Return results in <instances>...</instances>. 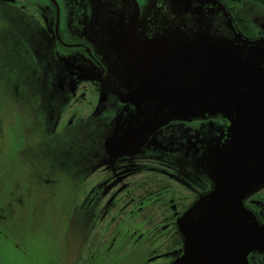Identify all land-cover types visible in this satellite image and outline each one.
I'll use <instances>...</instances> for the list:
<instances>
[{
    "label": "flooded vegetation",
    "instance_id": "1",
    "mask_svg": "<svg viewBox=\"0 0 264 264\" xmlns=\"http://www.w3.org/2000/svg\"><path fill=\"white\" fill-rule=\"evenodd\" d=\"M135 1L143 33L101 38L100 28H118L92 16L120 19L110 14L133 8L131 1L0 0L1 237L14 230L11 221L28 206L26 198L50 183L49 172L63 167L69 146L82 162L76 204L93 224L91 259L100 254L105 263L118 262L141 240L151 248L148 262L174 264L183 256L186 241L177 223L214 190L220 164L213 154L226 142L230 123L207 114L161 126L155 121L152 107L166 95L156 89L162 91L166 77L165 66L154 64L168 44L152 35L159 21L145 10L162 12L163 5ZM242 1L223 3L229 16L217 12L214 35L264 39V19L238 16ZM253 182L259 186L242 204L264 227V179ZM11 242L21 256L20 241ZM246 261L264 264V253H249Z\"/></svg>",
    "mask_w": 264,
    "mask_h": 264
},
{
    "label": "water",
    "instance_id": "2",
    "mask_svg": "<svg viewBox=\"0 0 264 264\" xmlns=\"http://www.w3.org/2000/svg\"><path fill=\"white\" fill-rule=\"evenodd\" d=\"M129 1L133 8L121 6L110 14L126 12V18L106 17L104 23L111 21L116 33L100 28L101 38L143 33L137 2ZM162 5V10L170 9L172 23L169 34L158 41L168 44L160 52L162 60L154 64L165 66L161 73L166 77L162 91L156 89L166 95L164 103L152 107L155 121L161 126L207 114L230 123L226 142L213 154L220 164L214 190L194 202L177 223L186 244L174 264H247L249 253H264V227L242 204L259 186L253 181L264 179V39L245 41L238 34L231 41L214 35L217 12L229 16L219 0H162ZM176 21H181L185 36L175 34Z\"/></svg>",
    "mask_w": 264,
    "mask_h": 264
},
{
    "label": "rangeland",
    "instance_id": "3",
    "mask_svg": "<svg viewBox=\"0 0 264 264\" xmlns=\"http://www.w3.org/2000/svg\"><path fill=\"white\" fill-rule=\"evenodd\" d=\"M242 2L244 3L238 9L240 12L238 16L250 21H263L264 3H256L251 0ZM169 12L170 9H163L161 12L154 6L145 10L148 17L154 16L159 21L157 25L153 26L152 35L164 38L169 34L166 33L169 29V22L172 23V16L168 15ZM113 16L126 18L127 13L116 12ZM95 18L103 23L106 22L105 15L96 14ZM177 21L174 23V27L179 32L175 34L185 36L187 31H184L181 21ZM66 148L69 156L61 160L60 164L63 167H60V170L49 172L47 179L50 183H45L43 188L38 190L37 195L26 198L28 206L23 209L20 215H16L13 222L11 221L14 230L9 232L7 238L0 236L2 243L0 251L2 262L0 264H14V261L16 264H154L147 260L151 248L148 247L145 240H141L136 246L123 251L118 262L110 260L105 263L100 254L96 256L98 258L96 263V258L91 259L89 251H92V246H90L89 239L93 224L89 221V214L81 211L79 205L76 204V200H79L76 199L77 189L82 178L78 170H81L82 162H76L72 148L69 146ZM50 155L56 157L57 153L52 151ZM30 204H35L34 209ZM11 223L7 225L9 226ZM13 239L20 241L23 246L21 256L11 251L14 248V244L11 242ZM14 256H18V258Z\"/></svg>",
    "mask_w": 264,
    "mask_h": 264
},
{
    "label": "trees",
    "instance_id": "4",
    "mask_svg": "<svg viewBox=\"0 0 264 264\" xmlns=\"http://www.w3.org/2000/svg\"><path fill=\"white\" fill-rule=\"evenodd\" d=\"M220 2H222V3H226L228 0H219ZM251 1H254V2H256V3H264V0H251Z\"/></svg>",
    "mask_w": 264,
    "mask_h": 264
}]
</instances>
